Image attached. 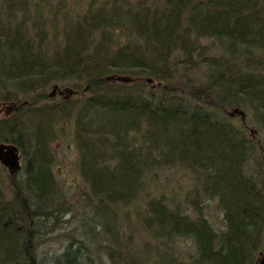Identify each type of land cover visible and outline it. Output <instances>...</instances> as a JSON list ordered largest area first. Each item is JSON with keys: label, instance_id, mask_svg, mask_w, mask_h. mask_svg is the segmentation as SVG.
Wrapping results in <instances>:
<instances>
[{"label": "trees", "instance_id": "trees-1", "mask_svg": "<svg viewBox=\"0 0 264 264\" xmlns=\"http://www.w3.org/2000/svg\"><path fill=\"white\" fill-rule=\"evenodd\" d=\"M60 87L79 94L74 113L70 99L51 100ZM234 107L245 112L239 123L226 111ZM68 114L96 224L109 232L119 207L145 199L136 215L155 241L146 260L111 231L110 264H257L264 255V134L246 120L264 133V0H0V141L21 161L7 169L12 197L0 187V264H37L39 237L68 211L50 149ZM171 166L192 181L174 204L151 191ZM206 199L223 212L219 231ZM177 238L192 240L188 260L168 253ZM82 241L71 237L53 264H95Z\"/></svg>", "mask_w": 264, "mask_h": 264}, {"label": "rangeland", "instance_id": "rangeland-1", "mask_svg": "<svg viewBox=\"0 0 264 264\" xmlns=\"http://www.w3.org/2000/svg\"><path fill=\"white\" fill-rule=\"evenodd\" d=\"M67 1L71 3L74 0ZM67 13L70 16L72 12L69 11ZM201 42L209 47H215V40L212 38H203ZM205 71V65H201L199 69L192 72V75L196 78H204ZM74 83L77 82L73 79L66 81L64 85L72 86ZM181 84L184 85L183 82ZM50 89L49 87L48 91ZM52 91L53 89L51 93ZM50 98L51 100L70 99V105L75 106L73 113L80 99L79 94L71 93L69 89L64 87L55 89ZM231 110L232 108L230 110L226 109L227 112ZM234 116V121L239 123L238 116L240 115L235 113ZM246 120L248 127L255 129L257 135L264 134L254 126L250 115L247 116ZM50 149L54 156L52 169L60 189V199L61 202H64V207H68V211L61 212L56 228L53 231L41 234L39 237V245L35 250L37 264H53L52 257L54 252L62 249L71 240V237L81 238L83 240L82 243L88 245L90 254L94 257L95 264H99L100 258L105 264H110L109 255L104 249L115 242L111 239V231L116 235L118 241L122 243L124 249H133L138 259L140 258L142 261L146 260L145 258L148 254L146 244L149 242L152 245L155 241L151 237L150 232L143 226L140 217L136 215L139 207H144V198L139 199V202L138 200L133 202L128 207H119L115 217L110 219V224L112 221L113 226L112 228L110 227L109 232L106 231L103 224H96L94 221V206L85 199L86 196L90 195L89 187L79 172L78 149L74 140L73 114H68L59 125L55 137L51 140ZM254 160L255 158L252 157L250 160L251 165ZM1 166L0 187L4 198L9 199L13 195L10 178L7 168L4 165ZM18 180L23 181V178L19 177ZM191 184L192 181L187 171H184L181 167L171 166L159 171L155 183L151 184L155 185L154 190L152 188L151 191L153 194H159L161 192L167 201L174 204L184 197L185 193L191 187ZM204 203L205 214L212 226L217 231L223 229V212L218 206L216 199H206ZM88 226L89 229L92 228V232H89V229H85ZM40 228L43 231L45 226L41 224ZM168 248V253L176 259L183 258L188 260L187 254L194 252V244L189 238H177ZM160 250L163 251L162 246ZM153 259L145 263L153 264L155 260Z\"/></svg>", "mask_w": 264, "mask_h": 264}, {"label": "water", "instance_id": "water-1", "mask_svg": "<svg viewBox=\"0 0 264 264\" xmlns=\"http://www.w3.org/2000/svg\"><path fill=\"white\" fill-rule=\"evenodd\" d=\"M118 79L121 80H129L130 78L125 76V75H118ZM148 81L151 80V78H147ZM55 91V88H53L52 93ZM51 93V94H52ZM231 114L238 113L242 119L245 118V112L238 108L234 107L231 111ZM0 163H2L4 166L7 167L10 173H14L17 169L20 168L21 166V161H20V152L18 147L10 142H4L0 141ZM19 262L16 261V264ZM30 264H35L34 262H31ZM257 264H264V255L260 257V260L257 262Z\"/></svg>", "mask_w": 264, "mask_h": 264}, {"label": "flooded vegetation", "instance_id": "flooded-vegetation-1", "mask_svg": "<svg viewBox=\"0 0 264 264\" xmlns=\"http://www.w3.org/2000/svg\"><path fill=\"white\" fill-rule=\"evenodd\" d=\"M3 165V164H2ZM6 167V166H5ZM7 168V167H6ZM20 169H21V166H20V168L19 169H17L15 172H19L20 171ZM14 172V173H15ZM19 264V263H18Z\"/></svg>", "mask_w": 264, "mask_h": 264}]
</instances>
